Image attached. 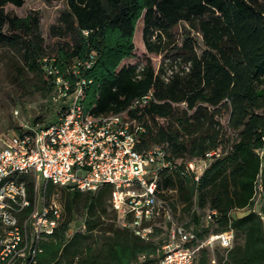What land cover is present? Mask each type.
<instances>
[{"label":"trees","instance_id":"trees-1","mask_svg":"<svg viewBox=\"0 0 264 264\" xmlns=\"http://www.w3.org/2000/svg\"><path fill=\"white\" fill-rule=\"evenodd\" d=\"M41 1L64 3L49 26L57 39L52 46L40 32L37 11L19 16L5 10L8 5L21 7L25 0H0V62L21 95L45 98L50 115L28 121L52 124L61 106L50 100L54 74L46 67L56 69L71 86L78 76L85 78V111L99 115L127 110L144 127L138 150L168 143L169 158L181 159L160 170L161 184L176 187L181 219L188 217L194 196L202 211L218 212L209 222L190 214L187 224L198 237L210 227L213 232L232 229L229 250L204 247L194 261L264 264V202L262 218L250 210L257 181L264 201V0ZM180 21L189 31L177 43L172 30ZM139 23L144 55L135 53ZM190 31L200 37L199 51ZM170 44L174 52L158 61L156 56ZM90 52L95 57L89 68L79 67L78 75L69 72L71 63ZM165 60L168 66L189 63V68L179 67L166 81ZM148 93V100L133 105ZM217 148L222 154L211 159L198 181L182 173L185 159ZM50 185L48 192H58L63 210L54 234L39 242V264H150L161 257L166 229L157 226L155 235L143 241L121 226L110 204V184L93 192ZM238 209L248 211L230 215Z\"/></svg>","mask_w":264,"mask_h":264},{"label":"built area","instance_id":"built-area-1","mask_svg":"<svg viewBox=\"0 0 264 264\" xmlns=\"http://www.w3.org/2000/svg\"><path fill=\"white\" fill-rule=\"evenodd\" d=\"M95 57L90 52L68 67L78 75V68H89ZM158 61L161 59L158 57ZM164 62V80L179 70L187 71L189 63L171 66ZM142 65L137 66V72ZM54 74L53 104H61L52 124H31L21 119L18 108L12 110L17 126L0 145V264H39L36 256L42 238L54 234L62 217L58 192H48V184L70 190L95 191L103 184L112 186L110 204L118 222L128 227L143 241H149L157 226L166 229L168 239L161 246V257L150 264H192L198 250L220 247L225 251L233 245V231L213 232V227L199 238L188 226L190 214H198L209 222L216 210L202 211L193 197L187 218H180L176 187L161 184L160 170L179 164L173 161L168 143H156L138 150L141 124L130 118L127 110L118 113L92 115L81 104L86 79L79 77L71 86ZM150 93L133 101L145 102ZM264 143V139H263ZM222 154L220 148L204 157L185 159L183 174L198 181L211 159ZM260 182L255 185L251 211L262 218ZM247 210H232L239 216ZM83 229V226H81ZM74 231L70 230L69 235ZM138 260L141 262L143 256Z\"/></svg>","mask_w":264,"mask_h":264},{"label":"rangeland","instance_id":"rangeland-1","mask_svg":"<svg viewBox=\"0 0 264 264\" xmlns=\"http://www.w3.org/2000/svg\"><path fill=\"white\" fill-rule=\"evenodd\" d=\"M64 9V3L62 1L47 3L41 0H25L21 7L6 6L5 10L11 13H15L19 16L26 15L29 11H37L39 15V28L45 43L52 46L56 41V37H53L49 33V26L56 21L60 11ZM140 26L138 24V31L135 33L134 45L136 55H144V48L140 40ZM189 29L187 25L180 21L172 30V38L176 39L177 43L182 40V37L188 33ZM191 35H194L197 41V51L202 48L199 35L190 31ZM160 53L157 57L162 59L164 55H171L174 50L170 47ZM154 57V55H151ZM156 60L153 59V63L156 64ZM45 98L34 94L32 96L21 95V92L14 86L8 79V76L0 62V145L5 141L8 136L15 129L17 119L12 116V110L16 107L19 109L20 118L28 119L38 115H44V119L50 118V115L45 113ZM226 114L221 118V123H224ZM49 186H51L49 184ZM193 264H197V260Z\"/></svg>","mask_w":264,"mask_h":264},{"label":"water","instance_id":"water-1","mask_svg":"<svg viewBox=\"0 0 264 264\" xmlns=\"http://www.w3.org/2000/svg\"><path fill=\"white\" fill-rule=\"evenodd\" d=\"M263 18H264V14H263Z\"/></svg>","mask_w":264,"mask_h":264}]
</instances>
